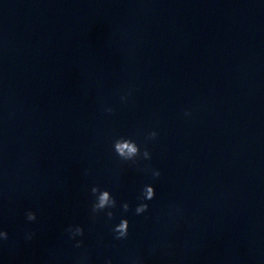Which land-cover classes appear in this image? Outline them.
I'll list each match as a JSON object with an SVG mask.
<instances>
[{
	"label": "clouds",
	"instance_id": "9594fccd",
	"mask_svg": "<svg viewBox=\"0 0 264 264\" xmlns=\"http://www.w3.org/2000/svg\"><path fill=\"white\" fill-rule=\"evenodd\" d=\"M132 95V89H127L120 95L121 102H127L129 97ZM104 111L108 114L114 113V108L111 106L104 107ZM184 115L186 117L191 116L190 110H185ZM158 137V132L156 130H151L147 132L145 136L146 142L154 141ZM112 151L116 154L120 161L130 162L131 164L137 166V168L146 173H150L152 179H158L161 176L159 169L152 168L149 165H143L142 161H149L152 159L151 152L145 145L143 149L141 146L131 137L118 136L112 140ZM90 194L92 197L90 204V217L95 221L98 217L103 215L107 221L112 222L116 220L117 209H119L121 215L118 222L111 223L110 231L112 234V239L117 241H126L129 237L130 224L129 220L124 213L129 211H134L135 215L140 216L149 212V202L154 200L156 197V190L153 184H144L140 189L138 196L136 197L137 203L132 208V205L127 202H119L112 195V193L106 189L101 188L99 185H93L90 188ZM183 210L177 204H170L165 213L161 217H157L158 220L164 219L165 223L170 225L175 223V221L182 215ZM26 220L28 222H34L37 219L36 213L32 210H28L25 213ZM148 218V217H146ZM65 234L67 239L72 244V248L76 250L73 257V264H92V255L89 248L85 245V229L80 224H70L65 229ZM34 232H28L25 234V239L31 241L35 238ZM8 232L6 230H0V241L8 240ZM98 244H103V240L97 242ZM173 247L170 240L162 239L156 244L149 247V255L156 254L159 249L162 254L168 255L169 250ZM103 264H114L113 258L111 256H106L104 258ZM123 264H145V258L143 255L131 252L123 260Z\"/></svg>",
	"mask_w": 264,
	"mask_h": 264
}]
</instances>
